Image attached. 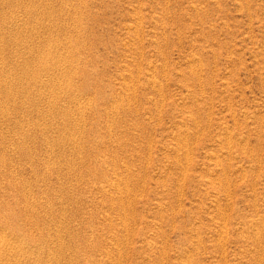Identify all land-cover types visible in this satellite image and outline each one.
<instances>
[{"label": "rangeland", "instance_id": "rangeland-1", "mask_svg": "<svg viewBox=\"0 0 264 264\" xmlns=\"http://www.w3.org/2000/svg\"><path fill=\"white\" fill-rule=\"evenodd\" d=\"M0 264H264V0H0Z\"/></svg>", "mask_w": 264, "mask_h": 264}]
</instances>
